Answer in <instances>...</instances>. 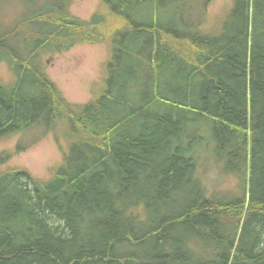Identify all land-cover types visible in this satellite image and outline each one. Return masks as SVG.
Segmentation results:
<instances>
[{
  "label": "trees",
  "instance_id": "obj_1",
  "mask_svg": "<svg viewBox=\"0 0 264 264\" xmlns=\"http://www.w3.org/2000/svg\"><path fill=\"white\" fill-rule=\"evenodd\" d=\"M31 1L0 35V139L43 126L70 146L48 180L0 172V264H264V0H231L214 29V0H101L89 20ZM106 42L103 89L69 102L39 57Z\"/></svg>",
  "mask_w": 264,
  "mask_h": 264
},
{
  "label": "rangeland",
  "instance_id": "obj_2",
  "mask_svg": "<svg viewBox=\"0 0 264 264\" xmlns=\"http://www.w3.org/2000/svg\"><path fill=\"white\" fill-rule=\"evenodd\" d=\"M231 0H214L207 6L205 14L206 27L214 29L221 24L231 5ZM73 15L89 20L97 11L101 0H70ZM40 3L31 0H0V35L11 29L19 28L20 23L39 13ZM164 13V12H163ZM200 20H202L200 18ZM42 29V27H38ZM31 26L27 28L30 31ZM40 33V32H38ZM23 35V33H18ZM25 34L24 36H26ZM27 35L26 37H30ZM112 46L109 42L88 44L81 43L64 53H45L43 59L45 71L58 86L64 97L71 103L85 105L96 98L104 86V65L111 56ZM142 66V65H141ZM15 76L8 64L0 63V82L9 83ZM68 132V126L65 128ZM58 135L46 133L43 126L33 128L26 134L13 135L0 139V154L15 152L17 147L24 151L14 153L6 163L0 166V172L11 169H26L33 176L48 180L52 178L56 167L62 162L70 143L60 129ZM206 183L211 191H223L241 196L245 179L239 175H225L218 170H205ZM209 171V172H208ZM248 180V179H247ZM247 187L250 182L247 181Z\"/></svg>",
  "mask_w": 264,
  "mask_h": 264
},
{
  "label": "bare ground",
  "instance_id": "obj_3",
  "mask_svg": "<svg viewBox=\"0 0 264 264\" xmlns=\"http://www.w3.org/2000/svg\"><path fill=\"white\" fill-rule=\"evenodd\" d=\"M253 237V236H252Z\"/></svg>",
  "mask_w": 264,
  "mask_h": 264
}]
</instances>
